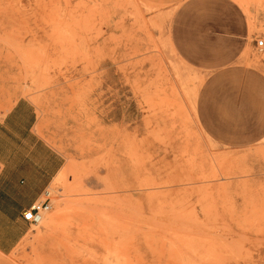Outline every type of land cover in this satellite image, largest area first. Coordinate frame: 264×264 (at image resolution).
I'll return each instance as SVG.
<instances>
[{"label":"rangeland","instance_id":"rangeland-1","mask_svg":"<svg viewBox=\"0 0 264 264\" xmlns=\"http://www.w3.org/2000/svg\"><path fill=\"white\" fill-rule=\"evenodd\" d=\"M187 1L0 0V116L31 100L65 160L0 264H264V93L213 109Z\"/></svg>","mask_w":264,"mask_h":264},{"label":"crops","instance_id":"crops-1","mask_svg":"<svg viewBox=\"0 0 264 264\" xmlns=\"http://www.w3.org/2000/svg\"><path fill=\"white\" fill-rule=\"evenodd\" d=\"M180 14L188 31L181 48L186 43L196 65L211 71L206 86L213 109L253 108L246 103L264 93V69L251 62L253 54H246L259 46L251 39L256 32L245 8L237 0H188ZM41 122L35 104L25 97L0 116V251H10L25 235L24 211L64 165L52 133Z\"/></svg>","mask_w":264,"mask_h":264},{"label":"built area","instance_id":"built-area-1","mask_svg":"<svg viewBox=\"0 0 264 264\" xmlns=\"http://www.w3.org/2000/svg\"><path fill=\"white\" fill-rule=\"evenodd\" d=\"M257 44L260 48L264 46V38L257 39ZM52 191L46 187L43 191L44 198L36 200L30 207H28L23 215L30 223H39L44 218L45 212L51 207Z\"/></svg>","mask_w":264,"mask_h":264},{"label":"bare ground","instance_id":"bare-ground-1","mask_svg":"<svg viewBox=\"0 0 264 264\" xmlns=\"http://www.w3.org/2000/svg\"><path fill=\"white\" fill-rule=\"evenodd\" d=\"M74 190H75V189H74ZM74 190H73V191H74ZM42 220H43V219H42Z\"/></svg>","mask_w":264,"mask_h":264}]
</instances>
